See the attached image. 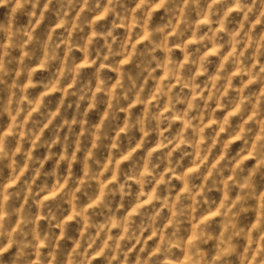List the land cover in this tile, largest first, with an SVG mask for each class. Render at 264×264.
Instances as JSON below:
<instances>
[{"label": "clouds", "instance_id": "1", "mask_svg": "<svg viewBox=\"0 0 264 264\" xmlns=\"http://www.w3.org/2000/svg\"><path fill=\"white\" fill-rule=\"evenodd\" d=\"M0 264H264V0H0Z\"/></svg>", "mask_w": 264, "mask_h": 264}]
</instances>
